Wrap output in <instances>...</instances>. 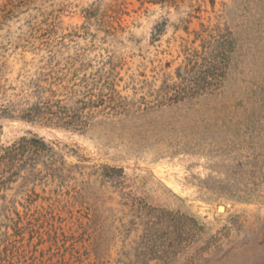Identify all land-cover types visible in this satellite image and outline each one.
Segmentation results:
<instances>
[{
  "label": "rangeland",
  "instance_id": "374dc122",
  "mask_svg": "<svg viewBox=\"0 0 264 264\" xmlns=\"http://www.w3.org/2000/svg\"><path fill=\"white\" fill-rule=\"evenodd\" d=\"M50 91L87 125L27 119ZM33 137L0 264H264V0H0V145Z\"/></svg>",
  "mask_w": 264,
  "mask_h": 264
},
{
  "label": "trees",
  "instance_id": "16d2710c",
  "mask_svg": "<svg viewBox=\"0 0 264 264\" xmlns=\"http://www.w3.org/2000/svg\"><path fill=\"white\" fill-rule=\"evenodd\" d=\"M50 91L47 98L36 99L34 104L27 108L25 115L27 119H39L45 123H51L66 127H85L88 119V109L93 108L90 99L71 102L72 98L67 97L58 100ZM59 160L54 150L42 139L37 137L22 138L9 146L0 145V184L14 179L20 168L26 172H40L56 167ZM41 165L44 169H39Z\"/></svg>",
  "mask_w": 264,
  "mask_h": 264
},
{
  "label": "bare ground",
  "instance_id": "6f19581e",
  "mask_svg": "<svg viewBox=\"0 0 264 264\" xmlns=\"http://www.w3.org/2000/svg\"><path fill=\"white\" fill-rule=\"evenodd\" d=\"M219 211H222V208H219Z\"/></svg>",
  "mask_w": 264,
  "mask_h": 264
}]
</instances>
